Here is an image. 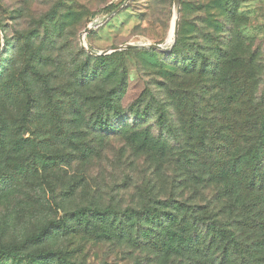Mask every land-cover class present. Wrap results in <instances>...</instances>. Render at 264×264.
I'll use <instances>...</instances> for the list:
<instances>
[{
	"label": "rangeland",
	"instance_id": "1",
	"mask_svg": "<svg viewBox=\"0 0 264 264\" xmlns=\"http://www.w3.org/2000/svg\"><path fill=\"white\" fill-rule=\"evenodd\" d=\"M0 116L12 135L55 141L50 154L60 163L44 178L20 177L27 163L0 152L13 178L0 190V249L61 221L54 208L62 202L65 212L111 205L112 223L98 227L110 229L111 241L80 232L40 250L72 264H164L144 250L145 228L121 234L125 210L147 202L145 186L123 189V171L134 163L141 181L152 161L134 159L124 136L101 137L119 129L178 136L175 148H211L209 163L264 148V0H0ZM81 151L90 158L67 164ZM162 180L168 196L170 179ZM0 264L42 263L25 256Z\"/></svg>",
	"mask_w": 264,
	"mask_h": 264
},
{
	"label": "trees",
	"instance_id": "2",
	"mask_svg": "<svg viewBox=\"0 0 264 264\" xmlns=\"http://www.w3.org/2000/svg\"><path fill=\"white\" fill-rule=\"evenodd\" d=\"M31 72L36 82L45 83V77L33 69ZM126 91L123 89L122 93ZM101 104L107 109L114 107L110 99H103ZM0 126V152L9 157L17 155L20 161L27 163L26 168L17 169L18 176L30 174L44 178L46 172L58 169V156L51 158L50 154L55 141L24 138L20 131L12 135L5 121L0 122ZM169 129L173 134L175 127ZM117 136L125 137L134 159L145 153L152 161H145L141 181L135 178L134 163L123 171L126 173L123 189L132 187L137 191V187L145 186L147 202L140 210H125L127 225L124 228L121 225V234L126 228L129 231L145 228L144 250L158 254L164 264H264V148H244L231 160L209 163L205 151L211 148H175L181 145L178 136L173 140L157 139L149 132L132 130L128 135L127 131L119 129L106 132L101 139L105 142ZM187 138L193 141L192 136ZM73 140L76 139L71 135L68 141ZM90 155L87 151H81L79 157L69 154L67 164L85 161ZM3 164L0 160V190L13 180ZM111 167L115 168L112 164ZM170 170L171 176H168ZM112 173L116 174L117 170ZM162 177L170 179L168 196L164 194L163 185L158 188L159 181L165 184ZM135 199L137 196H132V201ZM63 203L54 208L55 213H62L61 221L47 222L37 232L22 238L19 244L0 249V263L31 256L36 263L72 264L56 257L52 251H41V247L80 232L93 231L99 242L113 239L110 229L105 233L106 228L102 233L98 230L112 223L111 205L102 211L81 208L65 212ZM120 239L122 236L118 242ZM127 243L132 244L130 236ZM141 245L136 243V246Z\"/></svg>",
	"mask_w": 264,
	"mask_h": 264
},
{
	"label": "water",
	"instance_id": "3",
	"mask_svg": "<svg viewBox=\"0 0 264 264\" xmlns=\"http://www.w3.org/2000/svg\"><path fill=\"white\" fill-rule=\"evenodd\" d=\"M175 2H176V0H174ZM174 29H175V31H177V23L175 24V27H174ZM89 31L90 30H86L85 32H84V35L85 34H87V33H89ZM81 44H83V40L81 39ZM128 48H130V47H126L125 49H128ZM152 48H155V49H157V50H161V46H153Z\"/></svg>",
	"mask_w": 264,
	"mask_h": 264
}]
</instances>
